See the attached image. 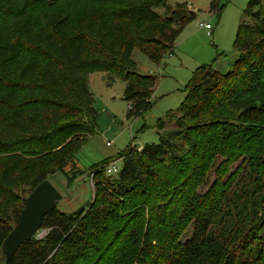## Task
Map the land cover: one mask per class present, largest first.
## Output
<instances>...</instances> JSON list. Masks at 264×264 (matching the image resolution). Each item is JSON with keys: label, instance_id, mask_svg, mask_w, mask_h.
Here are the masks:
<instances>
[{"label": "trees", "instance_id": "1", "mask_svg": "<svg viewBox=\"0 0 264 264\" xmlns=\"http://www.w3.org/2000/svg\"><path fill=\"white\" fill-rule=\"evenodd\" d=\"M170 1L0 0V252L24 199L51 175L71 179L66 167L76 168L94 135L91 74L126 83L129 118L152 109L157 78L138 73L132 55L139 50L159 64L171 54L196 14L168 13ZM235 48L226 74L212 65L196 72L179 110L156 124L158 144L140 154L129 147L116 177L104 165L93 171L89 207L50 212L40 229L47 235L6 264H264V166L252 164L261 196L247 209L260 213L258 227L257 216L235 205L239 192L225 172L192 195L217 145L229 146L233 163L264 151V0L249 1ZM171 121L176 129L164 134ZM158 166L168 172H154Z\"/></svg>", "mask_w": 264, "mask_h": 264}, {"label": "rangeland", "instance_id": "2", "mask_svg": "<svg viewBox=\"0 0 264 264\" xmlns=\"http://www.w3.org/2000/svg\"><path fill=\"white\" fill-rule=\"evenodd\" d=\"M249 1L217 0L215 8H212L213 0H172L168 3L167 6L170 7L168 13L179 10L187 17L196 14V18L184 28L173 51L165 56L161 63L152 62L139 50L133 52L132 60L137 72L157 78L153 91V107L144 115L128 117L129 103L124 98L126 83L123 80L117 78L114 82H110L104 72L89 76L88 87L93 95L94 109L97 113L95 118H90L94 125V135L88 138L76 154V168L73 164L66 167L65 172L71 179H67L63 173L48 177L51 184L63 196L57 206L60 212L71 214L89 207L95 193V183L91 181V174L97 168L103 165L101 168H105L110 161L118 160L129 147L136 154H140V149L147 144L159 143L156 124L169 113L179 110L186 98L189 85L196 72L202 67L212 65L213 69L221 74H226L232 69L238 58L235 48L236 36ZM157 12L161 16L166 14L164 7ZM201 24L210 25L211 30L201 27ZM188 124L195 123L188 121ZM175 129V123L171 121L163 133L166 134ZM242 136L239 135V137ZM259 150L260 146L253 157L248 154L249 157H243L237 163H233L229 146L217 145L215 153L209 158L205 169L195 183L192 195L205 194L215 178L225 172L232 182L231 186L236 187L239 192L235 205L245 209L243 214L247 211L248 216L252 218L257 216L258 227L263 223L260 213H256L255 209H247L251 202L257 201L261 196V193L255 189L258 183L253 182L256 174L252 171V164H259L260 169L264 166V151ZM118 161L122 167L123 160ZM168 168L173 171L170 167ZM77 171L82 174L75 177ZM153 171L168 172V169L158 166L154 167ZM263 172L258 173V176L262 177ZM97 180L105 185L104 183L109 179L101 174ZM106 184L107 191H111L112 185L109 186V182ZM233 213L237 214V211L233 210ZM240 217L230 222L236 223ZM191 233H187L186 237L189 238ZM259 235L264 237V225H261ZM1 256L0 252V258Z\"/></svg>", "mask_w": 264, "mask_h": 264}, {"label": "water", "instance_id": "3", "mask_svg": "<svg viewBox=\"0 0 264 264\" xmlns=\"http://www.w3.org/2000/svg\"><path fill=\"white\" fill-rule=\"evenodd\" d=\"M62 199L49 180L42 182L24 199L25 208L19 222L2 245V264H6L22 245L35 240L44 217L55 210Z\"/></svg>", "mask_w": 264, "mask_h": 264}, {"label": "built area", "instance_id": "4", "mask_svg": "<svg viewBox=\"0 0 264 264\" xmlns=\"http://www.w3.org/2000/svg\"><path fill=\"white\" fill-rule=\"evenodd\" d=\"M201 27H205L207 30H211L210 25H204L201 24ZM109 145V144H108ZM122 171V167L119 165V161L118 160H114L112 162H110L105 168H104V173L106 176L108 177H113V176H118L120 174V172ZM94 174H91V181L94 182L93 180ZM47 235V231L45 230H40L37 235L36 238L37 239H42Z\"/></svg>", "mask_w": 264, "mask_h": 264}]
</instances>
